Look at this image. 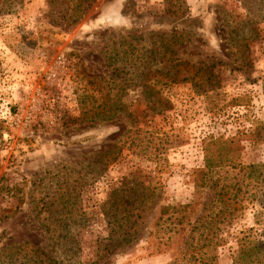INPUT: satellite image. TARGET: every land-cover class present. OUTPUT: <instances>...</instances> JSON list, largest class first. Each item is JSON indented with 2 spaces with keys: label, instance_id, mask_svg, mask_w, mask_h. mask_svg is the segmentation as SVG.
<instances>
[{
  "label": "rangeland",
  "instance_id": "1",
  "mask_svg": "<svg viewBox=\"0 0 264 264\" xmlns=\"http://www.w3.org/2000/svg\"><path fill=\"white\" fill-rule=\"evenodd\" d=\"M71 1L0 0V249L27 242L64 264H172L174 250L154 253L145 228L102 251L113 243L104 205L134 181L157 206L187 203L193 170L216 154L220 175L255 178L220 235L264 231V0H185L179 19L164 0H92L75 22ZM155 57L176 63L157 71ZM167 71L175 82L161 83ZM98 89L114 104L111 119H92ZM156 94L164 111L150 108ZM66 184L74 219L52 246L40 223L61 208ZM231 245L219 264H232Z\"/></svg>",
  "mask_w": 264,
  "mask_h": 264
},
{
  "label": "trees",
  "instance_id": "2",
  "mask_svg": "<svg viewBox=\"0 0 264 264\" xmlns=\"http://www.w3.org/2000/svg\"><path fill=\"white\" fill-rule=\"evenodd\" d=\"M72 1L75 7L72 9L76 14L71 18V21L75 22L83 15L92 0ZM163 3L168 17L179 19L186 16L188 12L185 0H164ZM227 35L230 37L229 34ZM172 37L174 34L167 36L163 41V44H167L168 49H170L171 43L175 42ZM241 39L243 40L244 37ZM152 53L159 54L160 51L154 50ZM172 63H176V58L163 61L155 57L150 61L149 68L161 65L155 70L162 72L167 68H173L171 67ZM113 69H115L114 66ZM162 75L165 77V80L161 82L163 84H171L176 81V74H168L167 71ZM188 78V76H183L181 79ZM120 85L118 83V86ZM96 91L95 94L92 93V96L100 104L92 106V119L99 117V120L102 121L113 118L114 104L109 102V93H104L99 89ZM157 95L153 101L149 100L148 102L154 112H161L166 109L169 103ZM220 160L221 158L217 154L208 156L205 159L207 169L193 170L191 180L195 189L194 197L187 203L159 204L157 206L159 198L149 186H142L144 183L139 181H134L131 184L124 183L119 190L111 191L104 206L105 215L113 232L110 238L113 243H105L100 249L108 252L113 245L124 246L131 243L137 238L138 232L145 228L146 238L152 241L151 247L154 253L168 249L174 250L176 256L172 264H219L220 249H223L229 241L233 242V245L230 246L232 264H264V231L262 228L251 226L239 230L230 237V240L220 235V232L232 222L236 211L239 210L243 199H245L247 191H242V187L247 188L250 182L255 181V178L250 179L249 173L245 171L241 173V170L232 175H220L216 170H213L221 163ZM93 171L94 176L102 170ZM219 187L224 188L223 191H217ZM231 189H235V192L233 193ZM73 191L70 184L62 187L58 198L59 203L62 204L61 208L57 207L58 203L51 202L54 204V208L51 206L47 208L50 210L46 216L47 222L41 221L40 223L45 231L50 233L52 246L59 243L60 234L55 236L59 229L71 227L70 222L74 219V208L70 206V199L74 198ZM210 191L214 193L211 194ZM220 193L227 194L224 201L218 199ZM154 207L156 209L151 220L146 221L147 212L153 210ZM227 211L228 214H226ZM256 219V223L261 224L259 218ZM51 233L53 234L51 235ZM52 251L46 252L27 242L6 246L0 249V264H16V260L19 258H26L29 260L28 264H64L62 260L53 255ZM96 257L100 258L99 252ZM97 259L94 263L97 262Z\"/></svg>",
  "mask_w": 264,
  "mask_h": 264
}]
</instances>
